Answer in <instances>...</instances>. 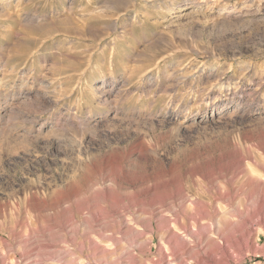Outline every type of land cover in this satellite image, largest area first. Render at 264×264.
I'll return each instance as SVG.
<instances>
[{
	"label": "rangeland",
	"instance_id": "rangeland-1",
	"mask_svg": "<svg viewBox=\"0 0 264 264\" xmlns=\"http://www.w3.org/2000/svg\"><path fill=\"white\" fill-rule=\"evenodd\" d=\"M0 264H264V0H0Z\"/></svg>",
	"mask_w": 264,
	"mask_h": 264
}]
</instances>
